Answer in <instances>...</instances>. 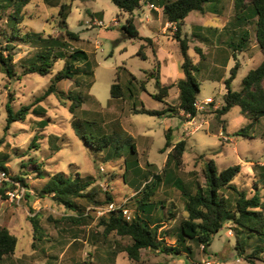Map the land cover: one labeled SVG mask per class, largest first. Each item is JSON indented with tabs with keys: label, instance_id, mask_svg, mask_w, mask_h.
Instances as JSON below:
<instances>
[{
	"label": "rangeland",
	"instance_id": "374dc122",
	"mask_svg": "<svg viewBox=\"0 0 264 264\" xmlns=\"http://www.w3.org/2000/svg\"><path fill=\"white\" fill-rule=\"evenodd\" d=\"M58 1L70 5L66 23L68 29L78 36V41L68 40L65 50L68 53L74 50L85 52L92 64L91 86L88 91L82 90L88 96L80 108L79 117L97 123L105 134H111L113 129L124 130L135 143L138 165L145 171H150V175L160 174L164 170L166 177L171 178L168 184L161 183L153 196L156 201L162 200L166 209L170 208L175 216L160 232L167 244L175 242L180 221L186 217L183 199L175 185L179 181L190 185L195 179L200 185H204L202 170L207 160H212L218 171L239 165L240 174L232 183L248 195L253 194L254 186L258 183L263 192L264 117L254 126L250 133L252 138H249L234 135L248 123L238 107L231 108L225 116L216 114L223 104L222 98L226 92L224 80L230 76V69L235 63H238V71L231 88L238 91L247 72L264 60V55L255 45L251 23L244 24L243 28L250 33L247 49L236 52L233 57L232 50L228 48L227 43L236 44L239 38L231 37L229 29L226 28L232 16V0H220V14L211 13L208 9L204 14L191 12L181 26V36L188 40V57L199 68L194 72L200 89L197 100L207 97L213 100L207 112L196 116L208 122L196 132L188 125L187 130L184 129L187 121L183 118L168 119L133 114L135 104V109L143 106L146 109L160 110L164 107L162 104L160 108L161 103L150 97L157 93L153 71L159 63L161 82L170 84L178 76V69L174 67L175 61H182L178 44L173 39L175 26L167 23L160 9L159 12L152 10L159 16L150 18L148 27H143L137 14L135 16L140 35L153 41L152 45L143 48V59L137 53L146 43L129 39L122 34L121 26L125 24L128 14L120 12L111 0ZM147 1L157 6L154 0ZM58 10L59 7L49 6L44 0H30L23 11V20L16 27H19L20 33L30 31L43 36H56ZM116 21L117 25H114ZM99 22L103 25L100 26ZM197 27L200 28V34L209 39L208 42L201 43L193 36ZM214 28L217 32L211 36L208 30ZM10 33L11 25L7 19L0 20V47H3L4 38L10 37ZM13 43L11 52L14 62L31 56L35 51V48L19 40H14ZM195 48L200 49L203 60ZM166 53H171V56L165 62L162 59ZM63 64V61H57L51 72L45 76L28 74L13 79L8 78L0 69V162L3 161L8 169V180L0 183V187L5 185L7 191H13L17 189V184L25 189V194L19 201H11L7 194L5 198L0 196V226L6 227L17 238L15 253L4 257L0 264H251L235 250L236 233L231 223L225 224L213 237L206 252L201 246L191 244L192 255L189 258L143 249L139 262H135L125 252H117L113 248L116 255L111 262L106 260V251L110 250L108 246H115L112 244L115 240L127 244L128 239H121L115 234L104 238L94 210H89L92 220L75 225L63 220L72 215L70 211L56 204L51 197L40 199L36 196L37 190L47 180V175L60 173L73 176L79 173L83 178L92 177L94 182L91 188L100 190L97 194L99 200H105L104 192L108 191L113 203L124 205L133 213L136 202L130 199L145 185V179L137 177L135 170H125V157L107 159V150L93 149L76 136L72 127L73 118L69 112L70 100H60L51 94L36 104V99L51 85ZM125 69L136 77L138 83L144 84L145 91L131 99H113L110 96V87L113 83L121 86L127 83ZM16 70L22 71L18 68ZM81 79L88 80V77L82 74ZM57 86L64 92L75 88L72 80H62ZM175 93V88L170 90L167 102L171 105L177 102ZM8 102L14 112L29 105L30 111L24 121H16L6 128ZM36 106L41 107L43 113L33 112ZM181 124H184L183 128ZM166 125L172 128V142H176L178 135L177 141L186 142L182 164L178 169L172 165L165 167L168 154L163 148ZM93 130L88 128L86 136H96L97 130L94 126ZM223 137H228L229 140L225 141ZM117 142L122 145L119 148L120 154L125 153L126 140ZM117 142L113 141L112 145ZM112 150L115 151L113 148ZM254 165H258L256 167L259 169L253 168ZM13 177H22L27 188L19 182H13ZM151 179L152 177L149 181ZM222 191L229 195L225 190ZM35 215L45 236L43 242H37L33 247V230L29 217ZM254 243L255 241L249 240L245 250L247 254L251 253ZM89 253L94 256H89ZM263 260L264 255L252 259V264H262Z\"/></svg>",
	"mask_w": 264,
	"mask_h": 264
},
{
	"label": "trees",
	"instance_id": "16d2710c",
	"mask_svg": "<svg viewBox=\"0 0 264 264\" xmlns=\"http://www.w3.org/2000/svg\"><path fill=\"white\" fill-rule=\"evenodd\" d=\"M29 1L0 0V20L7 19L11 25L10 37H5V43L3 47H0V69L10 79L28 74L45 76L51 72L54 63L63 61V68L56 74L51 85L42 96L36 99V104L51 94L60 100H70L69 112L73 118L72 127L76 136L93 149L107 150L108 154L105 156L107 159L125 157V170L128 172L135 170L136 172L133 173L137 177L145 179L144 187L139 189L130 199L136 202V208L130 220L123 217L120 209L98 218L97 224L102 228L104 238H108L110 234H115L121 239L129 240L127 244H122L116 240L114 243L112 241L115 246H108L110 250L107 249L106 251V260L111 262L114 260L116 252L112 251L113 248L117 252H125L128 258L135 262H139L143 249L164 255L189 258L192 255L191 244L201 246L202 250L206 252L213 237L227 223L233 224L232 226L235 228V250L238 255L244 256L245 261L251 264L252 259L264 255V190L261 192L258 183L255 184L252 195L239 190L232 182L240 174V166H230L218 171L212 160H207L202 170L204 185H200L197 179L192 181L190 185H185L180 181L175 185L183 199L186 217L180 221L175 242L173 244L166 243L164 238L160 236V232L166 224L174 220L175 216L173 212H170V208L166 209L162 200L156 201L153 196L156 194L159 185L161 183L168 184L171 182V178L166 177L164 170L160 173L161 175L154 173L150 175V171H145L138 165L133 140L124 130L113 129L111 134H105L97 123L79 117L80 108L88 96L87 92L84 93L82 90L88 91L91 86L92 64L85 52L74 50L72 53H68L65 50L67 42L78 41L77 34L71 32L66 23L70 13V5L60 3L58 0H44L49 6L59 7V10L57 14L58 34L56 36H43L41 33L30 31L20 33L19 27H16L23 20L22 14ZM111 2L120 12L128 14L125 24L121 26L122 34L129 39L141 40L146 43V45L141 46L137 53V56L144 59L145 55L142 50L147 45H152L153 41L151 38L140 36L133 22L136 13L146 3V0H111ZM154 2L162 9V14L167 23L175 26L176 31L173 39L178 44L182 56L181 69L184 77L173 83L163 84L160 78V65L157 63L153 71L154 75L152 74L157 93L150 96L163 104L164 107L160 110L146 109L143 106L140 109H135V104L133 114L175 117L182 112V118L185 120L186 115L191 118L200 116L202 113L198 115L194 107V102L197 100L200 91L194 72L198 71L199 68L192 64L188 57V40L181 36V26L191 12L204 14L208 9L211 13L220 14V10H222V7L220 9L218 7L220 0H154ZM232 5V16L226 28L229 29L231 37H239L236 44L227 43L228 48L232 50L233 57L236 52H243L247 49L250 33L247 29H243L246 23L253 24L255 45L264 55V0H232ZM194 32L197 34L193 33V36L198 38L199 42L209 41L208 38L200 34L199 27L195 28ZM208 32L214 36L217 29H209ZM14 40H19L35 48L34 53L14 62V56L11 52ZM195 50L203 60L204 57L200 49L195 48ZM17 68L22 71H17ZM237 71L238 63L236 62L230 69V76L224 80L226 92L223 94V104L217 109L216 114L217 116H225L231 108L238 107L241 115L246 118L248 123L238 129L234 135L252 138L250 133L264 117V60L257 67L247 72L242 79L241 89L235 91L231 88V84ZM125 72L127 83L123 86L119 83H113L110 87V96L113 99H131L145 91L143 83H138L136 77L127 69ZM82 74H85L88 80H82ZM62 80H72L75 88L68 92L60 90L57 84ZM173 87L178 90L176 105H170L166 102L169 91ZM29 111L30 105L23 106L14 112L8 102L6 104V128H9L16 121H24ZM33 112L43 113L39 106H36ZM93 126L97 130H95L97 135L90 138L86 136L85 132L88 128L94 131ZM171 135V129H167L164 133L166 141L163 148L168 151L165 167L172 165L173 168L178 169L182 164L186 142L181 140L174 143L171 141ZM118 140H126L127 142V151L123 154H120L119 148L122 145L117 142ZM33 141L35 142V139ZM113 141L117 142L114 146L112 145ZM32 146L36 145L32 144ZM256 166L258 165H254L253 168ZM256 168L259 169V167ZM0 170L8 173L3 161L0 162ZM150 177H152L151 181H149ZM12 181L19 182L27 188L22 177H13ZM93 182L92 177L83 178L79 173L73 176L55 173L47 175V180L37 190L36 196L40 199L51 197L56 204L70 211L72 215L65 217L64 222L75 225L85 224L88 219L92 220L87 207L95 208L113 203L112 196L108 191L104 192L105 200L97 198L100 190L96 187L91 188ZM262 188L264 189V185ZM7 190L5 185L1 186L0 196L5 198ZM222 190H225L229 195L224 194ZM29 222L33 230L32 246L35 247L37 242L44 241L45 233L36 215L29 217ZM249 240L255 241V245L252 247L251 253L247 254L245 250ZM16 246L17 238L6 227L0 226V261L4 257L13 255ZM89 256L94 255L89 253ZM262 264H264V260Z\"/></svg>",
	"mask_w": 264,
	"mask_h": 264
},
{
	"label": "built area",
	"instance_id": "2783aa9c",
	"mask_svg": "<svg viewBox=\"0 0 264 264\" xmlns=\"http://www.w3.org/2000/svg\"><path fill=\"white\" fill-rule=\"evenodd\" d=\"M150 8H154V6L150 5ZM99 23H100L99 24L100 26L103 25L102 22H99ZM115 24L117 25V21L114 23V25ZM96 48H98L97 45H96ZM212 101L213 100L211 98H206V99H203V100H196L194 102V107H195V109L197 111V114L199 115L201 113L207 112L209 107L211 106ZM185 118H186V121H187L186 125H188L190 127H193L192 130L194 132L199 131L203 126H206L207 123H208L207 120H205L202 117H200V118L192 117L191 118V117H189V115H186ZM223 140L227 141L229 139H228V137H223ZM7 180H8V173H6L3 170H0V183L7 182ZM16 186H17V189H15L13 191H7L6 192L7 196L9 197V199L11 201H19L23 197V195L25 194L24 193L25 192L24 188L19 187V185H17V184H16ZM123 206L124 205H116L115 203H110V204L105 205V206H99V207H95V208H88L87 211L89 212L90 209L94 210L96 212L97 218H99V217H102V216L106 215L107 213H109L111 211L120 209L123 217L126 220H130L132 213L128 209L123 207Z\"/></svg>",
	"mask_w": 264,
	"mask_h": 264
},
{
	"label": "crops",
	"instance_id": "0c3cea01",
	"mask_svg": "<svg viewBox=\"0 0 264 264\" xmlns=\"http://www.w3.org/2000/svg\"><path fill=\"white\" fill-rule=\"evenodd\" d=\"M150 5H153L152 3L150 4L147 0H146V3L142 6V8L139 10V12H137L136 14H137V17L139 18V21H141V25L143 26V27H148L149 26V22H150V18H154L155 19V17L158 15L159 16V14H156L155 15V13L154 12H152V10H154L155 12H159V9L161 10V12H162V9L159 7V6H154V8H150ZM163 15V14H162ZM136 16V15H135ZM155 16V17H154ZM164 16V15H163ZM158 19H159V17H157ZM156 18V19H157ZM136 17H134V25H135V27L137 28V26H136ZM139 31V30H138ZM140 34V33H139ZM141 36V35H140ZM142 37H146V36H142ZM147 38H149V37H147ZM174 42V41H173ZM171 56V53H166V55H165V57H164V59H162V60H165V62H166V60L169 58ZM167 58V59H166ZM159 62H162L161 60H159ZM181 65H182V61L181 60H176L175 61V64H174V67L175 68H177L178 69V76L176 75V77H175V79L174 80H171L172 82L171 83H173V82H175V81H177L178 79H182L183 77H184V75H183V72H182V69H181ZM161 68V67H160ZM161 78V77H160ZM163 84H165V83H163ZM175 87H173L172 89H174ZM176 90H177V88H175ZM171 90V89H170ZM170 92V91H169ZM175 96L177 97V101H178V90H177V93H175ZM151 97V96H150ZM207 98H210V97H207ZM206 99V98H205ZM212 99V98H211ZM166 102H167V100H166ZM168 103V102H167ZM169 104V103H168ZM177 104V102L175 103H173L172 105H176ZM171 105V104H170ZM160 108H162V104H161V107ZM182 116H183V113L182 112H180L177 116H175V117H177L178 119H182ZM161 117H164V118H170L168 115H164V116H161ZM185 124V127H184V129H186L187 128V126H186V123H184ZM184 124H181V127L183 128V126H184ZM180 127V128H181ZM165 128H167V129H172L171 127H168V125H166L165 126ZM180 128L179 129H177V131H179L180 130ZM166 129V130H167ZM165 130V131H166ZM173 133V132H172ZM175 133V132H174ZM177 139H179V135H178V137L176 138V142H178L177 141ZM134 146H135V143H134ZM135 149H136V146H135Z\"/></svg>",
	"mask_w": 264,
	"mask_h": 264
}]
</instances>
